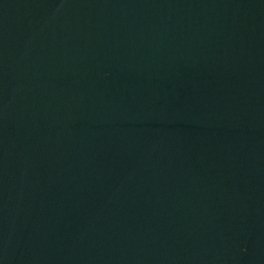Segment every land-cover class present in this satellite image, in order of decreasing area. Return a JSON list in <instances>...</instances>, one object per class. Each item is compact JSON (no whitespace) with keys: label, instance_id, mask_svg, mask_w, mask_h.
<instances>
[{"label":"water","instance_id":"95a60500","mask_svg":"<svg viewBox=\"0 0 264 264\" xmlns=\"http://www.w3.org/2000/svg\"><path fill=\"white\" fill-rule=\"evenodd\" d=\"M0 264H264V0H0Z\"/></svg>","mask_w":264,"mask_h":264}]
</instances>
